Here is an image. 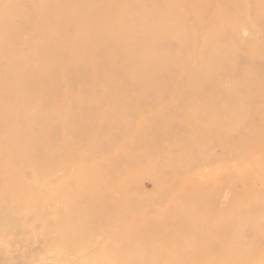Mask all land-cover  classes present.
Here are the masks:
<instances>
[{"label": "rangeland", "instance_id": "374dc122", "mask_svg": "<svg viewBox=\"0 0 264 264\" xmlns=\"http://www.w3.org/2000/svg\"><path fill=\"white\" fill-rule=\"evenodd\" d=\"M94 258L264 264V0H0V264Z\"/></svg>", "mask_w": 264, "mask_h": 264}, {"label": "bare ground", "instance_id": "6f19581e", "mask_svg": "<svg viewBox=\"0 0 264 264\" xmlns=\"http://www.w3.org/2000/svg\"><path fill=\"white\" fill-rule=\"evenodd\" d=\"M71 250L73 251V252H71ZM87 250H88V248H86V249H83L81 246H75V247H73V248H71L70 249V251L69 252H71V254L73 255V260H76L77 258H79V257H81V256H85V255H87ZM96 251V250H95ZM98 252V251H97ZM89 254V253H88ZM101 254H102V252L101 253H95V255H99V257L101 256ZM70 255V254H69ZM88 257V256H87ZM90 257V256H89ZM93 257V256H92ZM91 257V258H92ZM95 257V256H94ZM111 257V256H110ZM114 257V256H113ZM82 258V257H81ZM80 258V259H81ZM82 259H84V258H82ZM90 259V258H89ZM86 260V259H85ZM91 260V259H90ZM94 260H95V263L96 264H104V262H102V261H100L99 260V258H94ZM83 263H85V262H83ZM87 263H88V261H87ZM92 263V262H91Z\"/></svg>", "mask_w": 264, "mask_h": 264}]
</instances>
